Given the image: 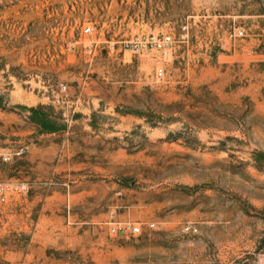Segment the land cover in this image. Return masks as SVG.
Listing matches in <instances>:
<instances>
[{"label":"rangeland","instance_id":"374dc122","mask_svg":"<svg viewBox=\"0 0 264 264\" xmlns=\"http://www.w3.org/2000/svg\"><path fill=\"white\" fill-rule=\"evenodd\" d=\"M0 264H264V0H0Z\"/></svg>","mask_w":264,"mask_h":264},{"label":"built area","instance_id":"2783aa9c","mask_svg":"<svg viewBox=\"0 0 264 264\" xmlns=\"http://www.w3.org/2000/svg\"><path fill=\"white\" fill-rule=\"evenodd\" d=\"M86 31H91V27H87ZM242 37L244 36V30L243 29H239L238 31H234L233 33H230V37L231 38H236V37ZM171 41V37L170 36H164L163 38H158L157 36H151L148 37L145 40H137V41H133V48L135 51H141L144 50L146 48L149 47H157V48H162L164 45L168 44ZM164 75V71L163 69H160L157 71V77L161 78ZM8 190L10 191H18V192H22V191H26L27 190V186L24 184H13L10 185L8 187H6ZM155 224L152 223L151 227H154ZM128 228L130 229L132 234H140L143 232V227L141 224H136V225H128ZM113 231L115 232H124L126 227H123V225H114L112 227ZM184 230L187 233H197L198 229L196 226L194 225H186L184 227Z\"/></svg>","mask_w":264,"mask_h":264}]
</instances>
